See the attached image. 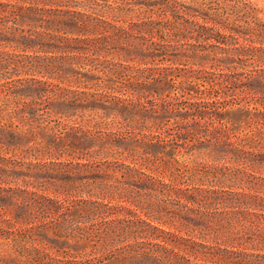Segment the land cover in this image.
<instances>
[{
    "label": "trees",
    "instance_id": "1",
    "mask_svg": "<svg viewBox=\"0 0 264 264\" xmlns=\"http://www.w3.org/2000/svg\"><path fill=\"white\" fill-rule=\"evenodd\" d=\"M202 3L200 0H0V150L7 155L27 152L37 137L46 135L40 126L38 102L45 94L55 95V100L66 106L75 104L70 101L73 96L65 92L81 95L85 98L83 106L97 108L98 100L87 97L90 91L62 88L54 81L69 82L67 71L73 72L77 64L86 65L90 68L84 75L86 82L97 78L91 71L96 67V74L101 72L104 76L100 89L109 92L114 77L120 73L113 59L127 57L131 49L127 45L134 33H144V39L149 38L150 44H144V63L164 61L177 69L183 65L225 66L233 63L234 58L241 60L260 50L258 46L240 42L246 41L247 33L259 38L257 28L246 21L238 26L229 24L219 10ZM128 6L144 7V21L122 26L121 23L127 22ZM182 45L187 49L180 50ZM13 75L17 78L13 79ZM169 75L163 73L160 78L167 82ZM79 78L74 75L75 80ZM12 82L19 84L8 86ZM22 98L29 101L21 102ZM236 114L240 117L237 123H241L244 111L236 110ZM195 116L196 125L205 120V112L200 109ZM229 122L217 112L210 122L206 141L218 152L214 158L224 155L247 163L242 156L246 151L241 148V140H233V128L225 124ZM203 133L199 128H188L170 136L159 128L154 136L148 134L151 137L148 146L159 150L156 161L162 162V168L150 159H145L141 166L152 170L151 165L155 164L157 173L167 175L185 161L177 157L173 145L191 142L196 135L206 136ZM7 155H0V264H264V230L262 233L256 230L259 218L264 221L263 177L238 168V174L249 178L238 179L247 183L248 192L243 188L234 191L221 187L196 188V194L161 190L163 195H178L176 201L184 211L178 213L182 228L174 232L143 219L135 209L106 201L114 198L112 184L107 181L120 172L130 179L139 174L165 188L171 186L141 167L110 160L113 156L105 147L96 153L104 158L99 165L79 162L76 172L64 176L65 184L106 181L98 184L101 194L87 191L85 194L90 196L86 198L57 199L38 192L30 179L49 180L52 174L38 168L40 164H20ZM131 203L139 207V202ZM211 204L223 209L221 223L217 225L203 215L202 208ZM121 213L123 216H119Z\"/></svg>",
    "mask_w": 264,
    "mask_h": 264
},
{
    "label": "rangeland",
    "instance_id": "2",
    "mask_svg": "<svg viewBox=\"0 0 264 264\" xmlns=\"http://www.w3.org/2000/svg\"><path fill=\"white\" fill-rule=\"evenodd\" d=\"M200 1L207 8L219 10L225 20L228 19L229 24L238 26L246 21L253 28H257L259 38L254 33H247L246 41L240 39V42L247 43L250 47L258 46L260 50L255 51L254 56H247L241 60L234 58L233 63L225 66L214 68L183 65L181 69H177L176 66L168 65L164 61H158L157 64L144 63L146 56L144 44H150V41L149 38L144 39V33H134V38L129 41L130 45H127L131 48L128 49L127 57L113 59L114 67L120 73L114 77L111 83L113 89L109 92L105 93L100 89L104 76L101 72L96 74L98 69L96 67L91 69L97 77L92 82H86L84 79L90 68L79 64L75 66L73 72L67 71L69 82L54 81L62 88L90 91L91 94L87 97L98 100L97 108L83 106L84 97L81 95L65 92L67 96H73L70 101L75 104L66 106L57 102L55 95L45 94L38 102L41 108L40 126L44 127L46 135L41 134V137H37L36 141L29 145L27 152H10L7 155L0 150V155L16 159L20 164L24 162L40 164L38 168L46 169L52 175L49 180L43 177L38 180L30 179L35 186L34 189L49 197L73 199L90 196L85 194L87 191L101 194V186L98 184L106 181L97 182L98 184L78 181L65 184L64 176L76 172L78 170L76 165L79 162H93L99 165L104 158L96 153L101 147H105L113 156L109 157L110 160L141 167L145 172L171 186L165 188L159 182L148 180L139 174L133 175L130 179L120 172L111 181H107V184H112L114 198L106 201L115 206L135 209L143 219L174 232L182 228L178 213L183 209L176 201L178 195L175 193L163 195L160 193L161 190L166 193L174 190L182 194H196L195 189L202 187H221L234 191H241L243 188L246 192L250 191L245 182L249 178L243 173L238 174L236 170L239 168L264 178V0ZM128 8L130 11L127 22L121 23L122 26L127 27L144 21V7ZM133 45L140 46L135 48ZM185 49H187L185 45L180 48ZM257 56H262L263 59L259 60ZM145 67L151 68L150 71ZM163 73L170 74L167 82L160 78ZM73 74L80 78L75 80ZM12 78L15 79L17 76L13 75ZM18 84L12 82L8 86ZM127 86H130L128 90ZM20 101L29 99L22 98ZM198 109L205 112V120L196 125L198 120H195V114ZM236 110L244 111L241 123H237L240 117ZM217 112H221L232 122V125L230 122L225 124L233 128L231 133L233 140L236 138L241 140V148L246 151L242 156L247 158V163L234 161L224 155L214 158L218 152L210 148V143L206 140L209 138L207 130L210 129V122ZM159 128L170 136L184 133L188 128H199L206 136L198 138L200 135H196L191 142L179 141L178 145H173L177 157L185 160L184 167L176 166L167 175H162L155 171V164L151 165L152 170L141 166L145 159L156 161L158 158L156 156L159 150L148 146V142H151L148 134L154 136ZM106 137L109 138L108 141L103 140ZM38 145L41 147L36 148ZM156 162L159 169L162 168V162L158 160ZM239 178L245 181H238ZM145 183L147 184L144 185ZM236 184H240V187H236ZM30 188H33L32 185ZM132 200L139 202V207L134 206ZM192 207L196 208L197 205ZM202 209L203 215H207L212 224L221 223L222 206L211 204ZM263 222V219L259 218L256 223V230L260 233L264 230ZM181 233L184 234V231ZM205 233L208 234V230Z\"/></svg>",
    "mask_w": 264,
    "mask_h": 264
}]
</instances>
